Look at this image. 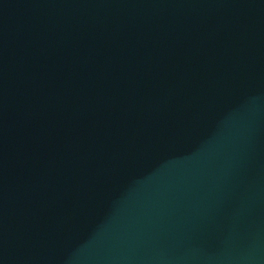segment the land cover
<instances>
[{
  "label": "water",
  "instance_id": "water-1",
  "mask_svg": "<svg viewBox=\"0 0 264 264\" xmlns=\"http://www.w3.org/2000/svg\"><path fill=\"white\" fill-rule=\"evenodd\" d=\"M0 264H264V0H0Z\"/></svg>",
  "mask_w": 264,
  "mask_h": 264
}]
</instances>
